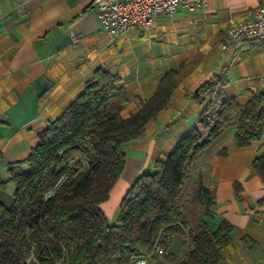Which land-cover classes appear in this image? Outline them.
<instances>
[{"label":"crops","instance_id":"0c3cea01","mask_svg":"<svg viewBox=\"0 0 264 264\" xmlns=\"http://www.w3.org/2000/svg\"><path fill=\"white\" fill-rule=\"evenodd\" d=\"M261 0H208L192 12L162 14L149 30L114 40L102 30L92 0H0V202L10 205L11 164L28 157L37 134L59 117L97 69L119 78L126 93L123 117L153 94L159 78L182 63L197 62L177 85L167 107L148 122L141 138L124 146L123 171L99 205L110 223L134 180L164 161L197 122L201 107L190 100L217 76L222 91L244 104L264 92V43H230L229 25L248 20ZM79 35L77 43L71 36ZM264 156V138L238 148L228 126L195 160L204 187L214 193L211 230L232 226L231 243L218 264H264V176L252 160ZM183 243V241H182Z\"/></svg>","mask_w":264,"mask_h":264},{"label":"trees","instance_id":"16d2710c","mask_svg":"<svg viewBox=\"0 0 264 264\" xmlns=\"http://www.w3.org/2000/svg\"><path fill=\"white\" fill-rule=\"evenodd\" d=\"M197 62L165 72L150 98L127 117L119 78L97 69L63 113L37 134V144L11 164L12 202H0V264H128L150 256V264H218L231 243L232 226L211 230L215 196L203 186L194 163L228 126L238 148L264 138V92L251 91L244 104L222 91L217 76L204 81L190 100L201 107L185 132L151 172L126 191L114 223L99 205L108 199L125 163L124 146L141 138L164 110L177 85ZM264 176V156L251 163ZM178 236L185 251H169ZM162 249V253L156 249ZM160 257V258H159ZM161 259V260H160Z\"/></svg>","mask_w":264,"mask_h":264},{"label":"built area","instance_id":"2783aa9c","mask_svg":"<svg viewBox=\"0 0 264 264\" xmlns=\"http://www.w3.org/2000/svg\"><path fill=\"white\" fill-rule=\"evenodd\" d=\"M208 0H92L91 6L95 12L102 30L114 40L124 38L133 30H149L155 20L162 14H173L181 9L192 12L205 7ZM230 43L243 40H258L264 43V0L251 12L245 21L229 25L226 30ZM71 42L77 43L79 35L71 36ZM156 252L161 254L162 249ZM55 264H63V260ZM128 264H150V256H142Z\"/></svg>","mask_w":264,"mask_h":264},{"label":"rangeland","instance_id":"374dc122","mask_svg":"<svg viewBox=\"0 0 264 264\" xmlns=\"http://www.w3.org/2000/svg\"><path fill=\"white\" fill-rule=\"evenodd\" d=\"M169 251L178 255L185 251V245L182 243V239L180 237L178 236L172 237L169 246Z\"/></svg>","mask_w":264,"mask_h":264}]
</instances>
